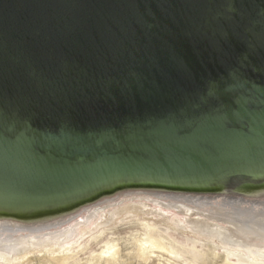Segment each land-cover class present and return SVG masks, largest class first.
<instances>
[{
  "label": "water",
  "instance_id": "95a60500",
  "mask_svg": "<svg viewBox=\"0 0 264 264\" xmlns=\"http://www.w3.org/2000/svg\"><path fill=\"white\" fill-rule=\"evenodd\" d=\"M228 185H264V0H0L1 194Z\"/></svg>",
  "mask_w": 264,
  "mask_h": 264
},
{
  "label": "rangeland",
  "instance_id": "374dc122",
  "mask_svg": "<svg viewBox=\"0 0 264 264\" xmlns=\"http://www.w3.org/2000/svg\"><path fill=\"white\" fill-rule=\"evenodd\" d=\"M228 186L88 197L70 207L29 216L0 211V227L12 229L18 238L27 236L25 240L29 244L36 241L34 237L49 234L64 222L65 225L72 219L80 220L85 212H94L99 218L97 221L105 223L104 235L96 242L89 237H78L55 246V251L46 248L41 252L30 250L3 256L0 264H58L61 258H64V264H104L92 260L99 254L107 255L104 252L109 246H117L119 264H264V247L245 248L243 240L232 231L235 228L229 220L206 218L210 215L202 204L208 206L238 200L242 202L240 206L251 203L256 206L255 211H259L257 204L264 203V187L244 191L242 186ZM256 219L263 221L264 217L257 216ZM149 238H157L165 251L153 250L148 259L141 258L137 240Z\"/></svg>",
  "mask_w": 264,
  "mask_h": 264
},
{
  "label": "bare ground",
  "instance_id": "6f19581e",
  "mask_svg": "<svg viewBox=\"0 0 264 264\" xmlns=\"http://www.w3.org/2000/svg\"><path fill=\"white\" fill-rule=\"evenodd\" d=\"M257 187L262 188L264 187V185L262 186L256 185L251 188H257ZM251 188L242 187L241 189H243L244 191H250L249 189ZM15 198L17 197L7 196L0 193V211L16 213L19 215H26V216L46 212V210L49 211L48 209L42 211H29V210L23 211V209H28V205H23L22 202H27V201L17 200ZM202 198L204 197H199V199ZM223 202H220L218 204H209L208 206L202 204L201 207H204V209L207 210L210 215V217L207 216L206 218L210 220H218V219L229 220L228 223L230 225H233L235 228L232 231L236 234V236H238V238L243 240L242 244L245 245L244 246L245 248L264 247V220L258 221L256 219L257 216L264 217V203L257 204L259 205L258 210L261 211L259 212V211H255V209L257 208H255L256 206H251L250 205L251 203H248V205L246 204L244 205V207H242L240 206L241 205L240 203L242 202L238 200H226ZM249 206L254 207V209ZM85 214L86 215L79 217L80 220H75L76 219L75 218L70 220L65 225L64 222L62 224L63 226L59 225L55 227L57 229L56 230L54 229L53 232H49V234H41V236L34 237L36 241L31 244H29L25 240L27 236H19L18 238L16 236L15 231H12V229L0 227V259L3 256L6 257L16 254H24L30 250H38L39 252H41L42 250L49 248V250L55 251L54 250L55 246H61L62 244L71 242L72 240H75L78 237L80 238L89 237L90 240H93V242L98 241L99 240L98 237L104 235L105 223L98 222L97 220H99V218H97V215L94 212L88 214L87 212H85ZM249 216H252V218L250 219ZM243 217H246V219H244ZM13 228H15V226H13ZM234 236L231 235V237ZM137 242H138V253L141 258L146 257L148 259L150 255L154 253L153 250L165 251L164 247H162V245L159 244V240L157 238L156 239L149 238L148 240L138 239ZM116 247L117 246H109L107 248V251L104 252L107 255L99 254L96 257H94L92 261H96L97 263H104V264H116L117 262ZM57 263L64 264L65 263L64 258L59 259Z\"/></svg>",
  "mask_w": 264,
  "mask_h": 264
}]
</instances>
